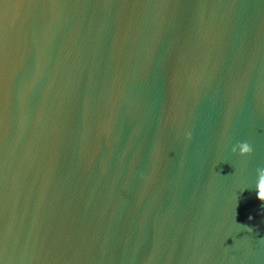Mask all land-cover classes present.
<instances>
[{
	"label": "water",
	"instance_id": "95a60500",
	"mask_svg": "<svg viewBox=\"0 0 264 264\" xmlns=\"http://www.w3.org/2000/svg\"><path fill=\"white\" fill-rule=\"evenodd\" d=\"M258 168L264 0H0V264H264Z\"/></svg>",
	"mask_w": 264,
	"mask_h": 264
},
{
	"label": "clouds",
	"instance_id": "9594fccd",
	"mask_svg": "<svg viewBox=\"0 0 264 264\" xmlns=\"http://www.w3.org/2000/svg\"><path fill=\"white\" fill-rule=\"evenodd\" d=\"M237 150L240 156H247L251 154L252 147L247 142H241L232 149L234 153L237 152ZM257 174L259 179L256 184V194L257 198L264 203V168H258Z\"/></svg>",
	"mask_w": 264,
	"mask_h": 264
}]
</instances>
